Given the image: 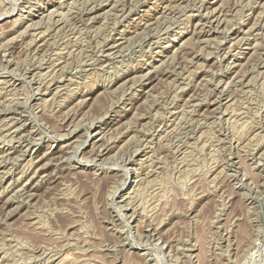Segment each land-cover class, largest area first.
I'll return each mask as SVG.
<instances>
[{
	"label": "rangeland",
	"instance_id": "obj_1",
	"mask_svg": "<svg viewBox=\"0 0 264 264\" xmlns=\"http://www.w3.org/2000/svg\"><path fill=\"white\" fill-rule=\"evenodd\" d=\"M0 264H264V0H0Z\"/></svg>",
	"mask_w": 264,
	"mask_h": 264
},
{
	"label": "bare ground",
	"instance_id": "obj_2",
	"mask_svg": "<svg viewBox=\"0 0 264 264\" xmlns=\"http://www.w3.org/2000/svg\"><path fill=\"white\" fill-rule=\"evenodd\" d=\"M249 1V0H248ZM71 4V3H70ZM95 4V3H94ZM95 6V5H94ZM220 11V10H219ZM218 11V12H219ZM210 12V11H209ZM212 12V11H211ZM166 16V15H165ZM20 17V16H19ZM202 28V27H201ZM199 30V29H198ZM112 31V30H111ZM226 31V29H225ZM51 36V35H50ZM106 36V35H105ZM70 38V37H69ZM134 40V39H133ZM209 41V40H208ZM214 42V41H213ZM8 53V52H7ZM71 66V65H70ZM234 66V65H233ZM253 66V65H252ZM187 68V67H186ZM27 70V69H26ZM141 77V76H140ZM43 82V81H42ZM72 94V93H71ZM11 106V105H10ZM107 116V115H106ZM13 131V130H12ZM14 139V138H13ZM16 139V138H15ZM27 150V149H26ZM135 154V153H134ZM5 158V157H4ZM14 160V159H13ZM34 164V163H33ZM34 175V174H33Z\"/></svg>",
	"mask_w": 264,
	"mask_h": 264
}]
</instances>
